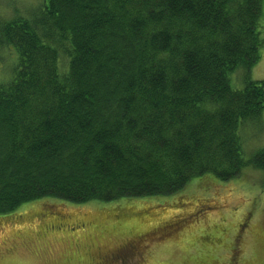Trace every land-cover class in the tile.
Masks as SVG:
<instances>
[{
  "label": "trees",
  "instance_id": "1",
  "mask_svg": "<svg viewBox=\"0 0 264 264\" xmlns=\"http://www.w3.org/2000/svg\"><path fill=\"white\" fill-rule=\"evenodd\" d=\"M261 17V0H42L0 15V68L15 57L0 82V218L264 173V147L244 155L242 133L264 113V79L250 78Z\"/></svg>",
  "mask_w": 264,
  "mask_h": 264
},
{
  "label": "rangeland",
  "instance_id": "2",
  "mask_svg": "<svg viewBox=\"0 0 264 264\" xmlns=\"http://www.w3.org/2000/svg\"><path fill=\"white\" fill-rule=\"evenodd\" d=\"M261 1L254 81L264 79ZM41 2L0 0V15L26 17ZM14 58L5 53L0 82L9 80ZM233 84L243 87L240 79ZM244 132V155L264 147V113L255 131ZM200 181L140 205L123 200L73 206L53 199L23 205L13 217L0 218V264H264V173L246 168L227 184L210 180L213 185L198 187ZM142 206L148 214L134 213Z\"/></svg>",
  "mask_w": 264,
  "mask_h": 264
},
{
  "label": "flooded vegetation",
  "instance_id": "3",
  "mask_svg": "<svg viewBox=\"0 0 264 264\" xmlns=\"http://www.w3.org/2000/svg\"><path fill=\"white\" fill-rule=\"evenodd\" d=\"M43 216V215H42ZM124 216V215H123Z\"/></svg>",
  "mask_w": 264,
  "mask_h": 264
}]
</instances>
